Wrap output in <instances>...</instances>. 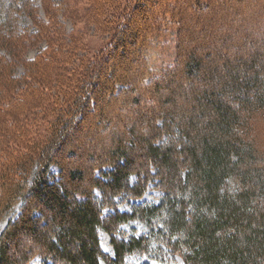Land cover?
<instances>
[{"label": "trees", "instance_id": "obj_1", "mask_svg": "<svg viewBox=\"0 0 264 264\" xmlns=\"http://www.w3.org/2000/svg\"><path fill=\"white\" fill-rule=\"evenodd\" d=\"M124 1L123 21L112 47L129 51L127 43L138 42L141 48L133 62L147 63L141 51L161 27L157 17L163 26L171 23L177 28L176 64L156 78L141 76L146 93L132 90L134 104L157 101L160 106L153 114L131 120L130 145L121 136L109 153L68 170L57 154L76 132L73 124L94 107L96 96L103 98L121 84L123 80L117 78L122 74L115 76L114 84L102 83L95 95L94 77L102 68L87 70L70 104L61 108L55 133L36 150L2 144L9 136V121L3 114L15 97L1 102L0 219L16 204L21 211L0 232V264H29L36 255L44 264H125L132 254L161 261L178 255L184 264H264V141L260 139L264 136V38L260 44L246 38L240 45L249 43L248 57L237 55L231 61L219 55L205 60L201 50H185L189 30L181 7L184 0L167 1L165 10L157 12L152 7L161 5V0ZM192 1L196 16L208 6L207 0ZM23 7L33 9L31 0H0V42L5 48L11 47L14 13ZM113 10L105 15L115 17L118 13ZM136 16L143 23L134 22ZM20 34L16 32V37ZM222 44L220 49H226ZM6 64L1 63V71L5 66L9 70ZM178 71L191 83H181ZM6 75L10 84L2 83L1 73V94L17 83L11 72ZM165 80L170 83L163 86ZM151 89L154 93L147 98ZM147 128L150 135L140 132ZM133 145L142 148L139 156L131 154ZM69 154L78 155L75 150ZM54 164L64 173L59 179L51 170ZM65 174L75 184L73 190H67ZM152 183L162 191L158 203L120 210L124 202L143 197ZM107 208L113 210L109 216L103 213ZM130 221L142 223L146 233L127 237L122 225ZM101 231L111 235L113 255L103 251ZM28 235L35 243L24 246L18 239Z\"/></svg>", "mask_w": 264, "mask_h": 264}, {"label": "rangeland", "instance_id": "obj_2", "mask_svg": "<svg viewBox=\"0 0 264 264\" xmlns=\"http://www.w3.org/2000/svg\"><path fill=\"white\" fill-rule=\"evenodd\" d=\"M167 1L171 0H161V5H153V11L157 12L159 8L165 10ZM207 2L208 6L201 10L199 16H196L192 0H184L181 5L185 8L184 22L189 30L185 36L186 52L190 49L201 50L204 59L209 61L219 55L231 61H234L237 55L248 57L249 43L242 48L240 45L244 44L246 38L257 44L263 40L264 0H207ZM31 4L33 9L23 7L14 13L11 47L5 48L0 42V57H3L0 58V65L5 61L9 69L7 70L5 66L3 71L0 70L4 76L1 81L9 85L5 73L11 72V77L17 82L12 83L13 88L8 87L3 89L2 94L0 93V104L9 103L10 95L15 97L12 101L15 105L10 103V108L3 114V117L8 118L9 121V130L6 132L9 136L3 138L2 144L5 146L10 144L13 148L19 146L35 150L38 147H45L46 141L55 133L57 127L54 124L62 115L61 108L70 104L76 87L85 81L86 71L93 67L96 70L99 68L98 71L102 68L101 73L94 77V81L97 82L93 93L95 95L100 91L102 83L114 84L115 76L122 74L123 77L117 80L123 81L118 82L121 84H118L110 94L103 98L100 95L94 98L96 100L94 107L85 111L84 118H78L77 126L73 124L76 132L65 139L62 151L60 150L57 155L64 168L69 170L80 165L86 166L91 157L109 153L114 141L121 136H124L127 144L130 145L129 140L133 138L131 120L143 114H153V111L160 106L157 101L134 104L132 90L136 88V94L140 95L146 93L143 91L141 76L156 78L176 64L179 55L177 28L171 23L163 26L161 18L157 17L156 22L161 27H158L156 34L153 33L143 46L141 56L146 57L147 63L142 66L141 63L132 61L141 48L138 42L127 43L129 51H123L120 46L114 50L112 47L114 35L119 34L118 28L123 21L120 18L124 10L123 0L116 2L115 0H31ZM113 8V11L118 13L115 17L105 15ZM134 22L143 23L139 16L135 17ZM129 24L133 26V20ZM16 32L22 34L16 37ZM222 42L226 45V49H220L218 46ZM97 64L100 67H96ZM123 68L127 71L122 72ZM177 73L181 83H191L181 77L180 71ZM169 81H163L162 85H167ZM193 82L198 83L195 80ZM123 83L129 84L130 87ZM164 91L167 93V90ZM152 92L154 93L153 89L146 94L147 98L152 96ZM21 96H23L22 102H20ZM140 132L150 135L152 130L147 128L141 129ZM260 139L264 141V136ZM72 150L78 155L69 156ZM20 151H23L22 148ZM141 151L142 148L138 145H133L131 148V154L134 156H139ZM51 170L55 179L64 176L57 164H54ZM88 173L87 171L85 175L87 180L90 178ZM64 178L68 183L67 190H73L75 184L69 182L67 174ZM97 193L99 195L101 192L97 191ZM161 194L162 191L152 183L143 197L124 202L120 210L130 212L134 204L158 203ZM20 206V203L16 204L5 218L0 219V232L9 220L18 216L21 211ZM112 212L111 208L103 211L105 216H109ZM122 229L127 237L146 233L145 226L138 221L127 222L122 225ZM115 236L121 238L117 233ZM100 239L103 251L113 255L111 235L101 231ZM18 241L24 246L35 243L30 236H21ZM29 264H44V260L36 255ZM102 264L107 263L103 261ZM125 264H184V262L178 255L161 261L143 254H132L127 256Z\"/></svg>", "mask_w": 264, "mask_h": 264}]
</instances>
